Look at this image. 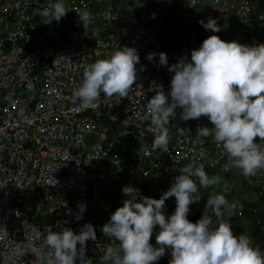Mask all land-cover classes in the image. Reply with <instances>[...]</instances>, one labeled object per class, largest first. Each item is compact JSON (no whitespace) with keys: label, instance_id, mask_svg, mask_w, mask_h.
Returning a JSON list of instances; mask_svg holds the SVG:
<instances>
[{"label":"built area","instance_id":"2783aa9c","mask_svg":"<svg viewBox=\"0 0 264 264\" xmlns=\"http://www.w3.org/2000/svg\"><path fill=\"white\" fill-rule=\"evenodd\" d=\"M158 2L153 8L151 0H67L66 16L44 24L36 10L48 0H0V264H33L46 228L79 233L95 209L91 190L99 174L110 170L117 180L138 175L173 183L202 147L208 157L197 163L222 174L233 170L224 171L227 156L212 137L203 145L195 139L198 127H213L208 118L183 121L180 108L168 124V151L151 146L154 136L147 131L151 124L144 106L158 91L168 93L174 76L159 65V54L166 53L171 66L185 56L190 60L204 41L167 49L151 23L175 2ZM176 5L183 22L193 24L197 13L217 19L223 30L213 35L225 41L246 37L251 44L264 43V0H182ZM84 9L92 15L87 29L78 13ZM121 46L135 47L140 56L128 98H101L80 108L73 91L82 83L85 66ZM149 53L156 54L151 61ZM262 197L264 170L252 176L235 203L241 208L243 201ZM81 203L87 210L77 221ZM257 223L255 245L264 250V215ZM112 243L89 240L91 264Z\"/></svg>","mask_w":264,"mask_h":264},{"label":"clouds","instance_id":"9594fccd","mask_svg":"<svg viewBox=\"0 0 264 264\" xmlns=\"http://www.w3.org/2000/svg\"><path fill=\"white\" fill-rule=\"evenodd\" d=\"M68 11L67 0H48L47 6L37 9L36 14L42 23L51 24L59 23ZM78 13L87 29L91 13L86 9ZM200 24L213 33L223 30L218 20L211 17ZM155 55L149 53L147 59L151 61ZM139 63L135 47L121 46L108 58L86 65L82 83L73 91L74 101L79 100V107L88 109L101 98H128L137 81ZM159 65L168 67L174 76L170 91H158L144 106L145 120L151 124L147 131L154 136L151 146L168 151V124L171 117L177 116V108L182 109L183 121L207 117L213 127H198L195 139L203 145L206 138L212 137L222 147L228 161L224 171L233 169L228 179L241 191L237 197L242 196L250 187L252 176L264 170V144L258 143L264 141V43L228 42L211 35L199 49L192 50L190 60L185 56L169 66L167 54L161 52ZM140 130L143 134L144 129ZM207 157V149L202 147L192 163L179 169L180 175L159 199L144 196L134 184H123L125 178H112L110 170L103 176L99 174L97 187L91 190L97 199L93 212L101 202L104 182L127 199L100 229L105 237L98 239L113 243L98 254L97 264H156L169 250V264H264V250L254 245L249 235L234 232L230 220L237 214V205L226 198L227 187L223 193L209 197L198 221L189 220L190 207L201 201L199 188L220 181V177L208 175L204 163H197ZM171 197L176 198V208L167 216L164 209ZM208 209L211 215L207 214ZM86 210V204L78 205L77 221ZM92 218L88 217L79 233L68 227L46 228L42 249L35 253L33 264H77L78 259L79 264H91L86 256L87 242L97 240L96 227L87 223ZM157 226L159 232L153 245L150 241ZM242 226L251 225L244 222ZM245 227L242 231L246 232ZM257 239L258 228L255 243Z\"/></svg>","mask_w":264,"mask_h":264},{"label":"trees","instance_id":"16d2710c","mask_svg":"<svg viewBox=\"0 0 264 264\" xmlns=\"http://www.w3.org/2000/svg\"><path fill=\"white\" fill-rule=\"evenodd\" d=\"M147 1V0H144ZM177 2H181L182 0H174V9L171 10H165L162 12L156 21H153L151 24L155 26L157 30V37L160 38V40L165 44L167 49L170 48H176L179 45H182L183 43H197L202 40H205L209 36L213 35V32L206 30L201 24L200 21L204 20L207 22L208 17L205 14L197 13L194 23L189 24L186 22H183V14L181 13V10L177 8L176 5ZM206 2L208 0H205ZM152 7L156 8L158 6L159 2L158 0H151ZM206 5H203V7ZM242 44H249V39L244 37L242 41H240ZM170 127V125H169ZM107 138L112 139L113 133L109 132L107 133ZM206 172L209 176H218L220 177V181L218 184L210 186L208 188H199L198 195L201 198V201L199 203H194L193 207H190L191 211L189 213V220L192 222L198 221L204 214L205 205L207 203V200L209 197L213 194L217 193H223V190L225 187L229 189V191L226 193V198L230 202H234L236 199L235 197L238 196L239 193H241L240 190L235 189V185H233L230 181L228 185L224 183L228 178L231 177V173H225L222 174V172L218 171L217 169L213 168H205ZM93 172V171H92ZM96 171L94 170V173ZM126 181H124L123 184L130 185L134 184L135 187H152L153 194L151 198L159 199L164 191H167L171 185L172 182H169L167 179L160 178L157 180H151L148 178H144L141 176H129L125 178ZM219 184H222L221 187H219ZM122 185V182L121 184ZM103 194L101 198V202L99 205H97V209L95 212H92L91 217L92 219L89 220L87 223H91L96 227L97 232V238L105 237L104 234L100 231L101 227L105 225L109 220L113 212L123 206V201L127 198H122L120 191L118 189H114L113 185H109L108 182L103 183ZM131 186V185H130ZM133 186V185H132ZM144 196L145 193H142ZM120 197V199H119ZM236 204V203H235ZM237 205V204H236ZM176 208V201L174 197L169 198L166 201L165 205V213L167 216H170ZM211 209L207 210V214L211 215L209 213ZM241 213V217L239 214ZM264 215V198H261L260 201H243L242 207L238 208L237 206V214L234 215L230 223L233 225L234 232L237 234H247L249 235L255 245V236L257 233L258 226L257 220L258 218L262 217ZM215 219V217H213ZM241 222V223H240ZM245 222L246 225H251L246 228V232L242 231L244 227L242 224ZM158 227V226H157ZM263 241V240H262ZM101 258V257H100ZM171 251L169 250L166 252L165 256H163L159 261L156 262V264H169V261L171 260ZM102 264V262H100Z\"/></svg>","mask_w":264,"mask_h":264},{"label":"rangeland","instance_id":"374dc122","mask_svg":"<svg viewBox=\"0 0 264 264\" xmlns=\"http://www.w3.org/2000/svg\"><path fill=\"white\" fill-rule=\"evenodd\" d=\"M232 179V178H231ZM229 179L228 180H226L224 183H226V185H228V183H229ZM222 186V184H219V187H221ZM135 188H137V189H139L142 193H145V195L146 196H148V197H152V192H153V189H152V187H146V188H144V187H140V188H138V187H135ZM201 189V188H200ZM174 199H175V201H176V198L174 197ZM190 206H192V205H190ZM159 232V226L158 227H156V229L154 230V233H153V236H152V239H151V243L154 245V244H156V234Z\"/></svg>","mask_w":264,"mask_h":264},{"label":"crops","instance_id":"0c3cea01","mask_svg":"<svg viewBox=\"0 0 264 264\" xmlns=\"http://www.w3.org/2000/svg\"><path fill=\"white\" fill-rule=\"evenodd\" d=\"M235 172H236V178H237V176H238L237 170H235L234 173H235ZM239 185H241V184L239 183Z\"/></svg>","mask_w":264,"mask_h":264}]
</instances>
